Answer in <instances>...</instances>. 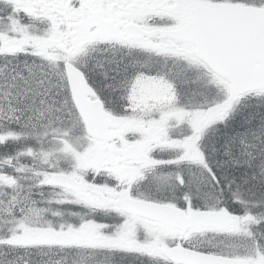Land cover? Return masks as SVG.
<instances>
[{
	"label": "snow or ice",
	"instance_id": "obj_1",
	"mask_svg": "<svg viewBox=\"0 0 264 264\" xmlns=\"http://www.w3.org/2000/svg\"><path fill=\"white\" fill-rule=\"evenodd\" d=\"M0 264H264V0H0Z\"/></svg>",
	"mask_w": 264,
	"mask_h": 264
}]
</instances>
